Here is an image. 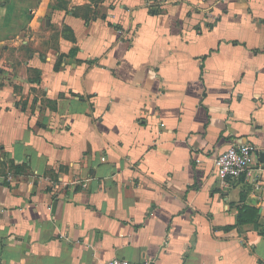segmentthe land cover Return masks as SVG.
<instances>
[{"label": "crops", "instance_id": "1", "mask_svg": "<svg viewBox=\"0 0 264 264\" xmlns=\"http://www.w3.org/2000/svg\"><path fill=\"white\" fill-rule=\"evenodd\" d=\"M245 143L264 0H0V264H264Z\"/></svg>", "mask_w": 264, "mask_h": 264}, {"label": "built area", "instance_id": "2", "mask_svg": "<svg viewBox=\"0 0 264 264\" xmlns=\"http://www.w3.org/2000/svg\"><path fill=\"white\" fill-rule=\"evenodd\" d=\"M257 148L250 143L231 145L221 152L214 160L215 171L218 179L225 183L244 178H253V167L255 165ZM104 159V158H103ZM8 179L12 174H7ZM256 190L260 189V182L254 179ZM102 264H149L147 261H130L121 258H111Z\"/></svg>", "mask_w": 264, "mask_h": 264}, {"label": "water", "instance_id": "3", "mask_svg": "<svg viewBox=\"0 0 264 264\" xmlns=\"http://www.w3.org/2000/svg\"><path fill=\"white\" fill-rule=\"evenodd\" d=\"M257 159L258 161L263 165L264 167V151H260L258 154H257Z\"/></svg>", "mask_w": 264, "mask_h": 264}]
</instances>
